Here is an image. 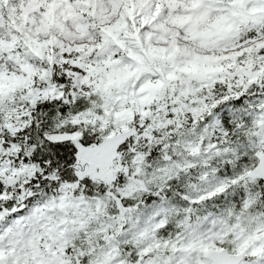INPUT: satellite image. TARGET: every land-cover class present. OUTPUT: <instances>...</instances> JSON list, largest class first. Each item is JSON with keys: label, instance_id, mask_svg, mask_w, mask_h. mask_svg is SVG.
Masks as SVG:
<instances>
[{"label": "snow or ice", "instance_id": "1", "mask_svg": "<svg viewBox=\"0 0 264 264\" xmlns=\"http://www.w3.org/2000/svg\"><path fill=\"white\" fill-rule=\"evenodd\" d=\"M182 2L161 45L128 49L150 25L122 0L130 32L99 29L92 63L0 72V264H264V0Z\"/></svg>", "mask_w": 264, "mask_h": 264}, {"label": "rangeland", "instance_id": "2", "mask_svg": "<svg viewBox=\"0 0 264 264\" xmlns=\"http://www.w3.org/2000/svg\"><path fill=\"white\" fill-rule=\"evenodd\" d=\"M206 3L207 0L202 7ZM122 7V0H52L51 4L48 0H5L0 3V39L4 42L2 52L8 54L3 56L0 72L5 78H15L17 83L23 81L30 85L31 77L35 75L41 79H50L52 64L60 63L65 52L79 51L82 56L76 58L77 62L92 63L87 58L96 46L97 36L103 35L99 29H116L119 26L125 33L130 32L132 25L124 27ZM134 7L136 15L141 17V25L147 23L150 27L142 32L137 29L136 38L127 39L130 51L140 44L145 47L161 45L160 37L165 34V28L168 29L169 38L175 39L179 35L177 27H183L178 24V18L189 14L182 0H135ZM42 8H47L49 12L50 37L49 32L41 29ZM167 8L171 14L180 15H169ZM180 43L183 48L200 50V43L194 36L182 38ZM12 47L22 48V51L13 54ZM117 51L119 49L105 39L95 62L99 65L105 57L111 59ZM133 63L135 61L121 55L119 62L103 65L99 71L119 77L122 70ZM146 63H150L153 68L164 66L162 59H151ZM17 65L25 69L27 75L21 73L17 76ZM136 82L125 81V86L129 83L135 86Z\"/></svg>", "mask_w": 264, "mask_h": 264}]
</instances>
